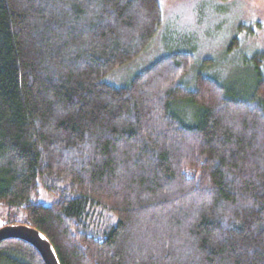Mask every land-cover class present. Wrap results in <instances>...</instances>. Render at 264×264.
<instances>
[{"label":"trees","instance_id":"16d2710c","mask_svg":"<svg viewBox=\"0 0 264 264\" xmlns=\"http://www.w3.org/2000/svg\"><path fill=\"white\" fill-rule=\"evenodd\" d=\"M162 23L161 0H0V206L24 213L3 225L42 231L60 264H264V78L189 90L181 52L105 81ZM0 264L45 262L8 239Z\"/></svg>","mask_w":264,"mask_h":264},{"label":"rangeland","instance_id":"374dc122","mask_svg":"<svg viewBox=\"0 0 264 264\" xmlns=\"http://www.w3.org/2000/svg\"><path fill=\"white\" fill-rule=\"evenodd\" d=\"M163 23L146 51L112 71L107 83L126 86L156 60L173 53H190L194 63L180 82L196 88L199 76L218 80L232 95L245 97L261 77L255 56L264 53V0H161ZM234 39L237 43L232 46ZM191 114L185 120L191 121ZM57 197L41 188L40 201ZM24 219L20 210L0 206V226L10 218Z\"/></svg>","mask_w":264,"mask_h":264},{"label":"water","instance_id":"95a60500","mask_svg":"<svg viewBox=\"0 0 264 264\" xmlns=\"http://www.w3.org/2000/svg\"><path fill=\"white\" fill-rule=\"evenodd\" d=\"M8 239H20L34 246L42 256L45 264H60L56 251L39 229L25 223L0 226V242Z\"/></svg>","mask_w":264,"mask_h":264}]
</instances>
